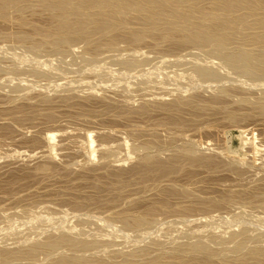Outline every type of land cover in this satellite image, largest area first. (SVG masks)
<instances>
[{"label": "rangeland", "instance_id": "374dc122", "mask_svg": "<svg viewBox=\"0 0 264 264\" xmlns=\"http://www.w3.org/2000/svg\"><path fill=\"white\" fill-rule=\"evenodd\" d=\"M24 17L30 24L21 26L15 12L0 18V251H26L62 236L91 245L76 252L62 245L53 251L55 259L38 248L30 260L8 264H54L83 251L106 264H129L135 250L130 264H150L162 253L158 248L170 258L183 242L205 239L216 251H233L242 230L264 242V112L257 108L264 76L236 72L206 48H177L158 34L136 42L117 34L97 36L91 44L35 45L15 35L31 31L33 23L48 26L51 18L30 10ZM141 25L132 20L136 29ZM198 66L220 75L201 77ZM149 208L157 219L151 226L126 228L121 221V214ZM249 240L248 247L260 246ZM228 251L225 257L234 261ZM192 258L190 264H221L219 257L210 263Z\"/></svg>", "mask_w": 264, "mask_h": 264}, {"label": "bare ground", "instance_id": "6f19581e", "mask_svg": "<svg viewBox=\"0 0 264 264\" xmlns=\"http://www.w3.org/2000/svg\"><path fill=\"white\" fill-rule=\"evenodd\" d=\"M27 10H30V11H33V12H44V13L49 14V18H51V23H49V25L45 26V27H43L42 25L39 26L38 24L33 23V24H31L32 25L31 31H29V32L27 30L26 31H21V32L18 31L19 33H17V35H15V36H17L16 38H18L19 40H21L23 42L31 41L35 45L44 44V43H51V44H54L55 46H62L64 44H66V43L68 44V42L76 40V39H82V40L84 39V40L88 41L87 43L91 44V42H94L96 40L95 38L97 36H100V37L101 36H105L106 37V36H110V35L111 36L112 35L116 36L117 34H119V35L123 34L124 37L126 36V38H129L131 41H135L136 42V41L145 40V38H147L149 35L158 34L157 37L160 36L162 39H170V40H172L174 42V45L177 48H179L181 46H184V45H187V46L190 45V47L192 46L193 48L195 46L196 47H201V48H206L207 49L206 51H209L215 57H218V58L222 59L221 61L224 60L225 63L227 64V66L229 67V69H231V70L234 69V70H236V72L238 71V72H240V73H242L244 75L253 76V77H255V76L256 77L257 76H259V77L260 76L261 77L264 76V0H0V18H2V19H6L7 20V19L11 18V13L15 12V14L17 15V19L19 21V24L21 26H26V25L30 24L29 21L26 20L27 18L25 19V17H24V13ZM14 18L15 17L13 16L12 19H14ZM133 19H139L142 22L141 28L136 29L137 27L135 28V27L132 26V20ZM256 27L259 28L258 31L254 30V28H256ZM119 35H118V37H119ZM120 36H122V35H120ZM8 37H10V35ZM16 38H15V40H16ZM121 41H123V40H121ZM96 42H98V41H96ZM116 42L114 41V43H116ZM116 44H118V43H116ZM110 45H111V47L115 46V45L112 46V44H110ZM119 46H121V45H119ZM39 47H41V46H38V49H39ZM127 49L129 50V48H127ZM122 50H123V48H122ZM83 52H84V50H83ZM116 54H118V53H116ZM86 59H88V58H85V60ZM153 59H154V57H153ZM147 60L148 59H146V61ZM141 61L144 62L145 60L144 61L141 60ZM225 63L223 65L226 66ZM123 64L125 65L124 62H123ZM136 65H138V64H136ZM136 67H138V66H136ZM221 68H222V66H221ZM197 70H198V73L200 74V76L204 77L206 79L207 78H211V77L214 78V76L219 74L215 70L211 69L210 67H206V66H198ZM145 82H146V80H145ZM3 86H4V84H3ZM219 89H221V88H219ZM11 92H13V90ZM223 92H224V94L225 93L228 94L227 90H224ZM256 101H258V100H256ZM254 104H256V103H254ZM257 104L259 106V107L257 106V108H259V110L264 112V98H262V100L258 101ZM174 139H176V138H174ZM106 143H105V145H106ZM117 144H116V147H119L121 144L125 145L124 141L121 144L119 143L120 145H117ZM154 144H152V146ZM112 145H113V143H112ZM189 146H191V145H189ZM144 147L149 149L151 147V144H146ZM136 148H139V147H136ZM123 149L124 148L122 147V150ZM186 149H189V148H186ZM186 149H184V150H186ZM128 150L132 151L130 149H128ZM145 150L146 149H144V151ZM150 150H151V148H150ZM150 150H147V151H150ZM109 151L112 153V151H114V149L112 151L111 150H109ZM169 151H170V149L168 150V152ZM192 151L194 152V149ZM114 153H116V150H115ZM117 153H119V152H117ZM136 153H137V151H136ZM190 153L192 154L191 151H190ZM196 153L197 152L195 151V154ZM100 154H103V153H100ZM107 156H108V154H107ZM110 156H111V154H110ZM115 156H116V154H115ZM143 156H147V155H143ZM154 156H156V155H154ZM195 156H197V155H195ZM111 157L114 158V156H111ZM151 157L152 156H147L146 158L144 157L143 159H146V160H142V161L143 162L146 161L147 165H148V163L151 162ZM191 157L194 158V156H191ZM196 158H198V156ZM155 161H156V159H155ZM155 161H154V163H155ZM196 161L197 160H195L193 162H196ZM203 161H205V159ZM210 161H209V163L212 164ZM198 162H200V161H198ZM145 163H143V164H145ZM163 163H165V162H163ZM157 165L158 164H156V166ZM161 165H162V163H161ZM169 165H171V164H168V166ZM162 167L164 168L163 165H162ZM158 168H159V170H161L162 173H164V171H162V169H160V166ZM141 169H143V168H141ZM145 170L147 171V175H148L149 168L145 166L144 171ZM151 170L153 171L152 167H151ZM156 171H157V169H156ZM140 172H141V170H140ZM149 172H151V171H149ZM142 174H144V173H142ZM261 208H263V207L261 206ZM153 209L154 208H149L147 211H145V213L141 212L142 214L138 213L139 215H135V216L128 215V213L127 214H121L120 218H121V221L124 224L127 225V226L124 225L126 228L128 226H129V228L130 227L139 228V226H141V228H142V225L144 227L145 225H149V224L154 223V222L156 223L157 219H156V221L152 220V219H154V218H152V215H154L153 213H154V210H155V209L154 210ZM245 209H247V208H245ZM239 215H240V213H239ZM51 216H53V215H51ZM3 221H4V219H3ZM108 222H110V221H108ZM55 223H56V221H55ZM38 226H39V224H38ZM149 226H151V225H149ZM245 227H247V226H245ZM13 229H15V228H13ZM247 230H248V228H247ZM212 232H214V231H212ZM250 234L251 235H248V231H243L242 230L241 233H239V235H238L239 238H241V239H240V241H238L237 245L234 244L236 246H234L235 248L233 249V251H231L228 248L229 251H231L232 253L234 252V254H235L233 256V257H235L234 261H229L228 257L227 258L225 257V253L224 252L226 250L228 251V249L224 248V246H223L224 249L222 247L220 248L223 251H221L219 249H218L219 251H216L214 249H215V247L217 249V246L215 245V247L213 249L212 248L213 245H210L211 243L209 244V242H208L209 240L207 241L208 242L207 243V242H204L205 241V239H204V241H199V242L197 241V242H194V243L192 241V243H190V244H186V242L185 243L184 242L181 243V245L178 244L177 246H175L173 251H171V255H170L171 257L170 258H168V255L170 254V252L168 251L169 253H166V255H165V252H166L167 249L165 250V252H163L164 249H162V247L158 246V247H160L158 249L159 250L161 249L162 253L160 252V254H156L157 257L154 258V259H152L150 257L152 260H151V262L150 261L149 262H150V264H190V263H193V261L196 259V258L193 259L192 257L201 256L202 259L204 258V260L207 261V262H209L208 260L212 259L213 257H216V258L219 257V259L218 258L217 259L221 260V262H220L221 264H249V263H251L250 258H252V261L255 260L254 262L256 264H264V245L262 246V243L260 244V242H263V241H262V239L260 240L259 238H257L256 237L257 234L255 233V237L258 240H260V242L258 240H256L259 243V245H260V246H258L257 245L258 243L255 240H253V239H255L254 236H253L254 234L252 235V232ZM96 236H98V235H96ZM197 236L199 237V235H197ZM234 236H236V238H238L237 235H234ZM234 236L231 239L232 240L235 239L234 241H236V238ZM70 237H74V236H70ZM70 237H68V236L67 237L66 236L63 237L62 236L60 238H55V239H52V240H48V242H44V244H42V245H40L41 243L38 242L39 243L38 246L35 244L36 245L35 247L31 246V248L29 250L27 249L26 251L25 250L24 251L20 250L19 252H17L16 250L14 252H11V250H9V252L0 251V259L3 262H6V264H8L12 259H17L18 260V258L25 257V256L27 258V257L31 256L33 254V252L35 253V251L39 250L40 248H42L41 250L47 251V254L49 252L51 254V258H54V257H52L53 251L55 252L58 249L60 250L61 248H63V247H60L62 245L63 246L66 245V247H70L72 249V251L75 249V252L77 250L81 251V249H83L85 251V248L90 247V245H91V243L88 244L89 241H88V243L87 242L85 243L84 242L85 240L83 242H80V241L72 239ZM230 237H231V235H230ZM250 237L251 238L253 237V239H251ZM258 237H260V236H258ZM145 238H146V236H145ZM261 238H262V236H261ZM249 239H251L253 243L256 242L257 244L256 243L255 244L258 247L255 246V245H254L255 247H252V245H251V247H248L249 245H247V243H248ZM111 240L113 241V239H111ZM222 240H221L222 244L224 242H226V240L225 241H222ZM251 240H249V241H251ZM228 241L230 242V240H228ZM180 242H181V240H180ZM232 242L233 241H231V243ZM216 243H218V242H216ZM103 245H105V244H103ZM217 245H219V244H217ZM176 247H178V248H176ZM225 247H226V245H225ZM101 248H102V246H101ZM135 249H136V247H135ZM145 249H147V248H145ZM145 249H143V250H145ZM67 250H70V249L68 248ZM86 250L88 251V249H86ZM91 250H92V247H91ZM141 250H142V246H141V249L139 251H141ZM84 251H83V253H84ZM101 251H102V249H101ZM136 251L137 250H135V252ZM229 251H228V253H229ZM135 252H134V254H131L132 257L131 256L128 257L127 254H126V257H128V259L131 258L130 259L131 261L136 259L135 256L137 257L138 255H136ZM152 252L154 253L153 250H152ZM83 253L81 255H80V253H77L79 255H75V254L73 255V253L70 255L68 253L69 255H63V256H61V258L56 259L54 264H106V263L103 262L105 260H103L104 258H102V257H101L102 258L101 260H103V261H100L97 257H96V259H94L93 257H92L93 259H90V257H87L88 255L86 254L88 252L85 253V255H87V256H84ZM99 253H100V251H99ZM146 253H147V251H146ZM183 253L184 254L188 253L189 256L192 255V257L190 256V258H189V256H188L187 258H185L186 255H188V254H186L185 256L183 255L184 256L183 257L182 256ZM149 254H151V252ZM128 255H130V254H128ZM58 256L60 257V255H58ZM100 256H102V255H100ZM133 256H134V259H133ZM35 257H33V258H35ZM56 257H57V255H56ZM199 258H198V260H199ZM106 259H108V258H106ZM29 260H30V257H29ZM108 260H110V259H108ZM116 260L119 261V259H116ZM249 260H250V262H249ZM126 262H128V261L126 260ZM130 262H129V264H130ZM110 263H112V262H110ZM23 264H25V263H23ZM31 264H34V263L32 262ZM35 264H38V263H35ZM107 264H109V263H107Z\"/></svg>", "mask_w": 264, "mask_h": 264}]
</instances>
